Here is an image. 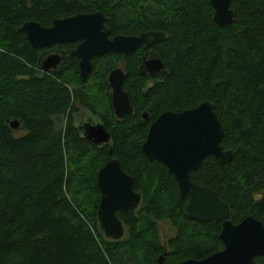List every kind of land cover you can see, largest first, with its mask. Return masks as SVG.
<instances>
[{
	"label": "trees",
	"instance_id": "trees-1",
	"mask_svg": "<svg viewBox=\"0 0 264 264\" xmlns=\"http://www.w3.org/2000/svg\"><path fill=\"white\" fill-rule=\"evenodd\" d=\"M230 8L233 22L220 26L210 0H0V264H156L165 251L173 264L223 249L222 222L190 218V193L182 196L175 175L142 150L161 113L205 100L225 128L221 146L235 155L227 162L206 156L190 178L229 204L234 224L247 216L264 224V0H230ZM96 11L106 16L110 37L152 30L166 38L127 55L95 56L86 81L76 56L61 72H43L42 49L20 27ZM151 51L165 65L154 79L139 69ZM120 66L133 106L123 118L114 113L108 81ZM78 104L98 114L109 144L77 128ZM62 117L64 130L57 128ZM13 119L25 135L13 134ZM112 158L142 195L138 208L117 212L125 226L120 239L107 238L97 219L98 172ZM162 219L175 230L166 239ZM254 264H264V255Z\"/></svg>",
	"mask_w": 264,
	"mask_h": 264
},
{
	"label": "water",
	"instance_id": "water-1",
	"mask_svg": "<svg viewBox=\"0 0 264 264\" xmlns=\"http://www.w3.org/2000/svg\"><path fill=\"white\" fill-rule=\"evenodd\" d=\"M214 7V20L220 26H227L234 20L235 13L230 8V0H210ZM107 18L101 11L79 13L73 16L57 18L51 26H43L37 21H27L20 31L26 34L33 47H51L55 43L79 41L71 51L79 58L80 76L86 81L93 69L95 56L111 52L129 54L138 47L151 46L166 38L164 31H144L139 35L117 34L110 37L111 29ZM40 56L39 68L44 72L53 71L65 59L60 54L47 58ZM140 71L151 78L165 70L162 59L154 51L144 57ZM125 71L114 68L108 76L111 86V100L117 118L133 113L129 94L123 88ZM148 118L147 112L143 113ZM11 128H18L17 119L8 120ZM225 128L214 109L213 102L205 100L193 109L182 112L165 111L161 113L149 128L142 150L151 162L157 160L168 167L175 175L182 196L190 193L186 213L198 221H221L220 238L223 249L201 259L190 258L173 264H254L257 256L264 255V224L261 220L247 216L234 224L230 206L213 189L193 182L190 171L199 167L208 155L220 162L231 160L235 151L224 150L221 140ZM85 137L97 145L110 143L111 133L103 123L85 124ZM112 153V146L109 148ZM97 185L101 191V201L97 210V219L104 235L110 239H120L125 235V226L117 215L121 209L138 208L142 195L134 189V177L126 173L117 158L110 159L98 172ZM166 251L156 264L165 262Z\"/></svg>",
	"mask_w": 264,
	"mask_h": 264
},
{
	"label": "flooded vegetation",
	"instance_id": "flooded-vegetation-1",
	"mask_svg": "<svg viewBox=\"0 0 264 264\" xmlns=\"http://www.w3.org/2000/svg\"><path fill=\"white\" fill-rule=\"evenodd\" d=\"M67 43H70V42H67ZM78 44H79V41H76V46L73 49H75L78 46ZM63 45H64V43H55L51 47L41 48L42 50L40 52L39 59H40V56H42V55H44L43 57L47 58V57H49L51 55H55L57 53L60 54L62 57L65 58L64 60L62 58L61 61H60V63L57 65V67L55 69H53V71H49V72H61L64 69V63H65V61L69 58V56H72L70 53H71V51L73 49L70 50L66 46L63 47ZM122 68H123V66H122ZM154 77L152 79H154ZM111 91H112V89H111ZM77 106H78L77 107L78 109L75 112L76 126H77V128H79L82 131V133H84V131H85V124L87 122H90V123L101 122V123H103V121L98 116V114H96L95 112H93L89 107L84 106V105H80V104H78ZM18 121H19L18 128H12V130H13V134L15 136L20 137V136L25 135L26 132H27V130H26L23 122L20 121V120H18ZM107 144H109V143H107ZM107 144L100 145V146H105Z\"/></svg>",
	"mask_w": 264,
	"mask_h": 264
},
{
	"label": "rangeland",
	"instance_id": "rangeland-1",
	"mask_svg": "<svg viewBox=\"0 0 264 264\" xmlns=\"http://www.w3.org/2000/svg\"><path fill=\"white\" fill-rule=\"evenodd\" d=\"M122 67V66H120ZM66 119L64 117L58 119L57 121V128L60 130H64ZM159 227L161 235L164 239L168 238L169 236L173 235L175 230L172 226V223L168 219H162L159 221Z\"/></svg>",
	"mask_w": 264,
	"mask_h": 264
}]
</instances>
